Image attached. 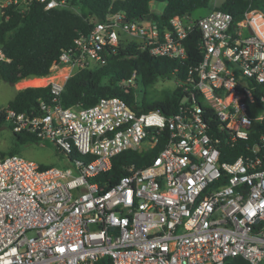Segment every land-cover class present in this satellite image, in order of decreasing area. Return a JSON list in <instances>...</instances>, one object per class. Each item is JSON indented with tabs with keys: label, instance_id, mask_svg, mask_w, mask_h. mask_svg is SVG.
I'll return each mask as SVG.
<instances>
[{
	"label": "built area",
	"instance_id": "2783aa9c",
	"mask_svg": "<svg viewBox=\"0 0 264 264\" xmlns=\"http://www.w3.org/2000/svg\"><path fill=\"white\" fill-rule=\"evenodd\" d=\"M35 3L75 9L69 0H0V19L9 7L24 13ZM90 21V31L52 65L50 74L60 75L48 81L51 99H39L38 114L0 108L13 133L51 143L69 162L41 168L0 153V264L104 257L109 264H226L234 257L264 264V11L249 8L239 19L215 9L174 16L162 32L123 12ZM193 28L201 31L202 59L179 84L174 113L137 111L117 96L62 105L67 78L105 64L102 52L117 47L121 34L140 39L151 56L181 61ZM0 61H8L1 45ZM135 78L121 81L125 91L137 87ZM163 138L149 165H127L110 186L95 180L117 154ZM235 147L239 155L227 161L226 149Z\"/></svg>",
	"mask_w": 264,
	"mask_h": 264
},
{
	"label": "trees",
	"instance_id": "16d2710c",
	"mask_svg": "<svg viewBox=\"0 0 264 264\" xmlns=\"http://www.w3.org/2000/svg\"><path fill=\"white\" fill-rule=\"evenodd\" d=\"M75 8L44 9L35 3L31 8L19 13L12 7L6 9V16L0 19V45L8 61H0V80L10 85L29 77H44L51 72L52 65L58 60L62 50L69 49L79 34H86L92 28L90 19L104 20L108 13L123 12L128 20L152 21L160 32L170 29V20L174 16L201 17L193 15L198 9H210L212 0H69ZM152 3H164L160 16L152 10ZM249 8L264 11V0H223L215 10L231 13L239 19ZM213 10V9H212ZM211 11V10H209ZM208 11V12H209ZM207 12V13H208ZM121 34L119 45L102 52L106 58L103 65H93L77 70L67 78L61 94V103L65 107H89L102 97L117 96L137 111L160 109L165 115L177 110L183 94L179 84L185 81L189 68L195 67L202 59L199 48L201 31L193 28L183 40L187 57L177 60L164 56H151L142 42L128 41ZM136 72L137 86L143 88L125 91L121 81ZM56 74V73H54ZM51 75V74H50ZM159 80H173L177 85L173 89L162 90L158 96H148V88ZM39 99L47 102L51 99L48 86L25 87L17 90L8 106L18 112L39 113ZM200 105L207 109L199 100ZM4 116L0 115V127ZM212 130L218 129L215 122ZM264 131V126L260 127ZM14 146L7 154H19V147L39 143L34 135L13 133ZM158 140L153 148L124 150L112 158L110 170L95 180L106 182L109 186L126 173L127 165L136 168L152 163L164 146ZM58 152V150L55 148ZM230 150L227 161H232L240 153L238 147ZM4 155L5 153H1ZM41 168L47 166L41 165ZM96 264H109L108 257ZM226 264H249L242 257L227 260Z\"/></svg>",
	"mask_w": 264,
	"mask_h": 264
},
{
	"label": "rangeland",
	"instance_id": "374dc122",
	"mask_svg": "<svg viewBox=\"0 0 264 264\" xmlns=\"http://www.w3.org/2000/svg\"><path fill=\"white\" fill-rule=\"evenodd\" d=\"M223 0H212L210 4V9H214L218 6ZM164 3H152L151 8L160 16ZM208 9H198L193 15H203L206 14ZM128 41L135 40L140 42V39L133 38L130 36H125ZM60 73L51 74L44 77H29L25 80L19 81L14 85H10L6 82L0 80V108L7 107L10 100L14 97V94L17 90L23 89L25 87H34V86H47L48 80L51 78H56ZM177 83L173 80H159L148 88V96H158L161 94L162 90L173 89ZM139 89V97L143 93V88L137 86L136 89ZM14 146V136L7 122L0 127V153H5L7 155L8 151ZM19 155L35 160L37 163L45 166H56L64 168L69 165V162L65 160V157L55 150V147L49 142H39L27 144L25 146L19 147Z\"/></svg>",
	"mask_w": 264,
	"mask_h": 264
},
{
	"label": "water",
	"instance_id": "95a60500",
	"mask_svg": "<svg viewBox=\"0 0 264 264\" xmlns=\"http://www.w3.org/2000/svg\"><path fill=\"white\" fill-rule=\"evenodd\" d=\"M127 20L126 19H123L122 22H126Z\"/></svg>",
	"mask_w": 264,
	"mask_h": 264
},
{
	"label": "crops",
	"instance_id": "0c3cea01",
	"mask_svg": "<svg viewBox=\"0 0 264 264\" xmlns=\"http://www.w3.org/2000/svg\"><path fill=\"white\" fill-rule=\"evenodd\" d=\"M203 15H205V13H204ZM50 79H51V78H50ZM50 79H49V80H50ZM49 80H48V81H49Z\"/></svg>",
	"mask_w": 264,
	"mask_h": 264
}]
</instances>
